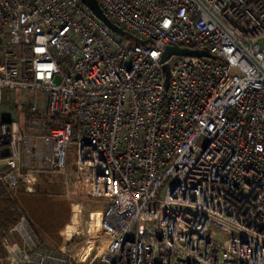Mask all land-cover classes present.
Wrapping results in <instances>:
<instances>
[{"label": "built area", "instance_id": "built-area-1", "mask_svg": "<svg viewBox=\"0 0 264 264\" xmlns=\"http://www.w3.org/2000/svg\"><path fill=\"white\" fill-rule=\"evenodd\" d=\"M98 2L143 42L82 0H0V179L66 173L74 144L77 185L106 202L99 264H264V0ZM171 45L211 56L172 55L167 86ZM10 89L47 93L30 134ZM13 232L9 264H81L26 219Z\"/></svg>", "mask_w": 264, "mask_h": 264}, {"label": "rangeland", "instance_id": "rangeland-1", "mask_svg": "<svg viewBox=\"0 0 264 264\" xmlns=\"http://www.w3.org/2000/svg\"><path fill=\"white\" fill-rule=\"evenodd\" d=\"M46 97L44 91L36 94L31 90L10 89L4 96V115L18 120L30 134L28 106L38 101L44 107ZM33 144H37L36 140ZM75 156L76 146L71 144L68 150L70 166L66 173L50 172L44 160L42 171L35 173L31 182L15 189H8L0 179V191L15 196L13 199L17 201L20 214L9 229H0V264H9L7 239L21 241L13 232V227L21 219L29 221L44 246L55 250L68 249L81 264L100 263V256L107 246L100 227L106 202L94 189L77 185L71 164Z\"/></svg>", "mask_w": 264, "mask_h": 264}, {"label": "water", "instance_id": "water-1", "mask_svg": "<svg viewBox=\"0 0 264 264\" xmlns=\"http://www.w3.org/2000/svg\"><path fill=\"white\" fill-rule=\"evenodd\" d=\"M85 4H87L92 10L93 12L100 18L102 19L108 26L111 27V29L122 35V36H126L131 38L134 41H139V42H143L141 39H139L138 37H136L135 35L127 32L125 29H123L121 26H119L117 23H115L114 21H112L103 11V9L101 8L98 0H82ZM177 54V55H187V56H199V55H203V56H208L210 57L211 55L206 52V51H202V50H196V49H190V48H183L177 45H171L168 46L162 56V62L165 63L172 55ZM164 69L166 72V84L168 86L169 83V78H170V67L169 64L165 63L164 64Z\"/></svg>", "mask_w": 264, "mask_h": 264}, {"label": "trees", "instance_id": "trees-1", "mask_svg": "<svg viewBox=\"0 0 264 264\" xmlns=\"http://www.w3.org/2000/svg\"><path fill=\"white\" fill-rule=\"evenodd\" d=\"M3 43L4 38L0 35V49ZM13 197L15 196L12 193L0 191V229H9L20 217L17 201Z\"/></svg>", "mask_w": 264, "mask_h": 264}]
</instances>
